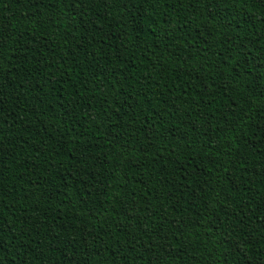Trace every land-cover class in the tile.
Returning a JSON list of instances; mask_svg holds the SVG:
<instances>
[{
  "label": "trees",
  "instance_id": "obj_1",
  "mask_svg": "<svg viewBox=\"0 0 264 264\" xmlns=\"http://www.w3.org/2000/svg\"><path fill=\"white\" fill-rule=\"evenodd\" d=\"M0 264H264V0H0Z\"/></svg>",
  "mask_w": 264,
  "mask_h": 264
}]
</instances>
